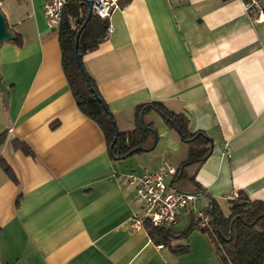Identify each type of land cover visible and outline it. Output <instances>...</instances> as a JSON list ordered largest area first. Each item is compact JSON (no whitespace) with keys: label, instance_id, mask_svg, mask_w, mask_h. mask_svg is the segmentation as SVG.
Masks as SVG:
<instances>
[{"label":"crops","instance_id":"obj_1","mask_svg":"<svg viewBox=\"0 0 264 264\" xmlns=\"http://www.w3.org/2000/svg\"><path fill=\"white\" fill-rule=\"evenodd\" d=\"M3 1L21 45L0 44L8 90L6 101L0 93V159L16 178L0 166V264H220L198 230L172 240L189 248L173 254L143 225H131L143 209L123 174L163 163L177 168L187 156L178 134L151 111L155 147L111 160L102 131L74 102L43 0H9L5 8ZM120 4L110 13L112 31L82 57L117 128L132 130L136 105L160 101L213 142L197 171L205 195L195 200L205 201L195 209L212 197L228 213L239 191L264 201V19L253 21L240 0ZM182 214L181 229L188 222L182 208L176 225Z\"/></svg>","mask_w":264,"mask_h":264},{"label":"trees","instance_id":"obj_2","mask_svg":"<svg viewBox=\"0 0 264 264\" xmlns=\"http://www.w3.org/2000/svg\"><path fill=\"white\" fill-rule=\"evenodd\" d=\"M107 23V19L97 17L92 11L89 13L87 0L65 1L57 35L61 67L77 108L102 131L111 160H123L133 154L152 150L158 135L148 114L151 111L159 114L163 122L187 145V156L178 164L169 186L179 192L205 195L196 175L211 154L213 142L202 130L190 131L183 113L167 108L160 101L145 102L135 107L132 130L123 132L117 128L112 112L82 61L86 52L95 49L106 38ZM6 26L14 34V38L7 42L20 46V34L8 23ZM13 146L25 154H33L22 141L14 140ZM0 166L16 182L11 168L1 159ZM228 204L229 212L225 214L218 202L210 197L203 209L209 215V221L202 227L189 205L184 208L188 222L179 231L173 230L175 225L154 226L148 220H144L143 227L155 244L166 246L173 254L185 253L189 248L187 244L174 245L172 240L187 239L193 230H198L206 236L220 264H264V201L251 200L243 191H239L228 199Z\"/></svg>","mask_w":264,"mask_h":264},{"label":"built area","instance_id":"obj_3","mask_svg":"<svg viewBox=\"0 0 264 264\" xmlns=\"http://www.w3.org/2000/svg\"><path fill=\"white\" fill-rule=\"evenodd\" d=\"M3 0H0V3ZM66 0H43L42 12L50 28H56L61 20L62 9ZM91 11L99 18L107 19L106 32L112 31L109 21L110 13L115 8H121L123 0H91ZM243 10L253 21L264 19V8L260 5V0H240ZM176 168L163 163L155 169L144 168L140 174L133 171L122 176V182L133 186L136 195L141 202L143 216H133L131 225L139 227L144 220H148L152 225H164L172 227L177 223L178 212L187 205L192 207L199 226H205L209 221V215L204 210L194 208V201L198 197L194 193L179 192L169 186L167 182L175 174ZM236 196V194L234 195Z\"/></svg>","mask_w":264,"mask_h":264},{"label":"water","instance_id":"obj_4","mask_svg":"<svg viewBox=\"0 0 264 264\" xmlns=\"http://www.w3.org/2000/svg\"><path fill=\"white\" fill-rule=\"evenodd\" d=\"M87 1L89 5V13H91L92 1L91 0H87ZM6 23L7 21L5 15L0 8V44L14 38V34L7 29ZM75 52H76V45H75ZM0 93L3 99L6 101L8 97V90L4 82L1 80V77H0Z\"/></svg>","mask_w":264,"mask_h":264},{"label":"rangeland","instance_id":"obj_5","mask_svg":"<svg viewBox=\"0 0 264 264\" xmlns=\"http://www.w3.org/2000/svg\"><path fill=\"white\" fill-rule=\"evenodd\" d=\"M8 1H9V0H4V1H3V6H2L3 8H5L6 3H7ZM201 201L203 202V201H205V199H204L203 197H202V198L200 197L199 199L195 200V201H194V208H197V207L199 208V207H201V205H202V204H201ZM224 213H227V211L225 210ZM182 216H183V217H182V220H180L179 223H178L176 226L173 227L174 229L177 230V229H181V228L183 227L184 222H185V220H186V215H185V214H182Z\"/></svg>","mask_w":264,"mask_h":264}]
</instances>
